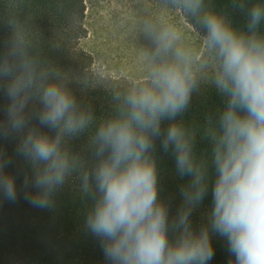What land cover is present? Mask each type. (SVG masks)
Masks as SVG:
<instances>
[{"label":"clouds","instance_id":"obj_1","mask_svg":"<svg viewBox=\"0 0 264 264\" xmlns=\"http://www.w3.org/2000/svg\"><path fill=\"white\" fill-rule=\"evenodd\" d=\"M202 3L184 0L183 6L195 15ZM262 21L264 7L258 5L248 10V34L213 12L200 16L204 44L217 61L212 83L225 98L208 133V159L197 157L194 136L181 123L162 130L163 121L188 108L197 79L175 30L147 26L154 44L147 81L130 88L119 114L96 128V160L81 174V191L92 199L83 227L97 239L105 264H209L214 234L226 240L229 264H264V36L256 31ZM5 74L11 78L0 137L19 136L15 153L31 173L18 185L17 174L8 171L12 157L0 147V202H14L23 191L32 207L51 210L56 191L78 167L62 149V139L84 129L92 117L77 111L66 89L27 65L0 73ZM33 95L41 105L39 123L55 135L28 127ZM158 138L165 152L171 150L175 173L184 181L175 215L160 197L152 156ZM209 186L207 222L197 228L190 217Z\"/></svg>","mask_w":264,"mask_h":264},{"label":"trees","instance_id":"obj_2","mask_svg":"<svg viewBox=\"0 0 264 264\" xmlns=\"http://www.w3.org/2000/svg\"><path fill=\"white\" fill-rule=\"evenodd\" d=\"M176 1L186 22L204 37L206 30L199 22L203 13L213 12L234 30L248 34V10L257 5L264 7V0H203L200 11L193 15L185 10L184 0ZM85 16V0H0V73H17L27 65L42 79L61 85L74 98L77 111L92 117L84 129L62 139V149L78 167L56 191L54 208L32 207L23 191L14 202H0V264H105L97 239L83 227L92 199L81 191V174L96 160V128L119 114L122 97L133 86L93 69L91 57L81 47L87 36ZM256 31L264 36V21ZM10 78L9 74L0 75V122L5 121ZM213 78L197 79L188 108L161 126L163 130L169 123H181L194 136V152L201 159L209 158L208 133L225 103ZM40 108L33 95L26 109L28 127L55 135L56 130L39 123ZM18 140V135L0 137V147L12 157L8 171L17 174L20 185L23 176L31 173V166L15 153ZM152 156L158 168L160 197L169 205L170 215H175L184 181L175 173L171 150L165 152L159 138ZM210 204L209 186L202 204L192 211L194 227L207 222ZM212 241L215 254L209 264H229L232 257L226 240L214 234Z\"/></svg>","mask_w":264,"mask_h":264},{"label":"rangeland","instance_id":"obj_3","mask_svg":"<svg viewBox=\"0 0 264 264\" xmlns=\"http://www.w3.org/2000/svg\"><path fill=\"white\" fill-rule=\"evenodd\" d=\"M87 36L81 47L93 69L121 84L147 81L154 44L147 31L168 26L179 36L191 69L199 78L215 75L217 61L204 44V36L188 24L176 0H85Z\"/></svg>","mask_w":264,"mask_h":264}]
</instances>
